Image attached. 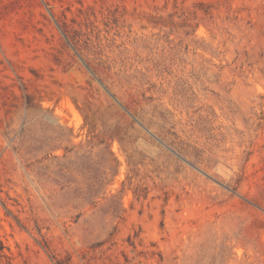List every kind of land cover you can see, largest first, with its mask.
Returning <instances> with one entry per match:
<instances>
[{
    "label": "rangeland",
    "instance_id": "rangeland-1",
    "mask_svg": "<svg viewBox=\"0 0 264 264\" xmlns=\"http://www.w3.org/2000/svg\"><path fill=\"white\" fill-rule=\"evenodd\" d=\"M0 264H264V0H0Z\"/></svg>",
    "mask_w": 264,
    "mask_h": 264
}]
</instances>
